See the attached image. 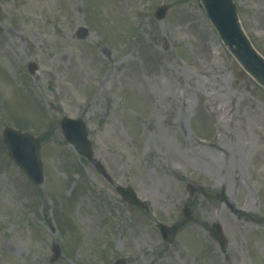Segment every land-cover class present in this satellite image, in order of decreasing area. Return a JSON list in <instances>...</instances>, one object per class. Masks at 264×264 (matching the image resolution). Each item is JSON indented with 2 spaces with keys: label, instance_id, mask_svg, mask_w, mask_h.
Returning a JSON list of instances; mask_svg holds the SVG:
<instances>
[{
  "label": "rangeland",
  "instance_id": "1",
  "mask_svg": "<svg viewBox=\"0 0 264 264\" xmlns=\"http://www.w3.org/2000/svg\"><path fill=\"white\" fill-rule=\"evenodd\" d=\"M232 3L264 57V0ZM252 76L203 0H0V264H264ZM64 116L86 121L115 184L65 139ZM6 126L41 138L42 184L9 157ZM155 219L177 226L171 242Z\"/></svg>",
  "mask_w": 264,
  "mask_h": 264
},
{
  "label": "water",
  "instance_id": "2",
  "mask_svg": "<svg viewBox=\"0 0 264 264\" xmlns=\"http://www.w3.org/2000/svg\"><path fill=\"white\" fill-rule=\"evenodd\" d=\"M229 1L230 4H228ZM205 3L208 13L233 53L241 59L252 72L264 79V59L251 47L246 37L239 29L231 0H205ZM166 11L167 6H160L156 10L155 15L157 18L162 19ZM77 33L80 37H86L88 35V30L81 27ZM62 128L68 140L75 144L83 155L92 159L91 141L88 138L85 123L81 119H70L65 117L62 122ZM4 136L12 158L24 168L32 180L41 182L43 175L39 151L40 141L30 134L22 133L13 128H6ZM97 168L100 172L107 175L104 166L100 162L97 163ZM117 190L130 202L146 207L132 188L118 186ZM158 226L166 240L173 239L176 232L175 227L161 222L158 223ZM211 233L223 242V237L218 225H213ZM117 264H124V260L118 261Z\"/></svg>",
  "mask_w": 264,
  "mask_h": 264
},
{
  "label": "bare ground",
  "instance_id": "3",
  "mask_svg": "<svg viewBox=\"0 0 264 264\" xmlns=\"http://www.w3.org/2000/svg\"><path fill=\"white\" fill-rule=\"evenodd\" d=\"M228 4H230V1L228 2ZM226 5H227V2H226ZM235 16H236V20H237V25L239 27V29L241 30V32L246 36V38L248 39V41L250 42L249 38H248V35L246 34V30L245 28L243 27L242 25V22L240 21V19L238 18V15L235 13ZM251 43V42H250ZM252 44V43H251ZM243 63V62H242ZM244 64V63H243ZM245 65V64H244ZM207 149L205 148L204 151H206ZM237 153H235V156L238 157L236 155ZM214 157V156H213ZM235 157V158H236ZM212 160V159H211Z\"/></svg>",
  "mask_w": 264,
  "mask_h": 264
}]
</instances>
